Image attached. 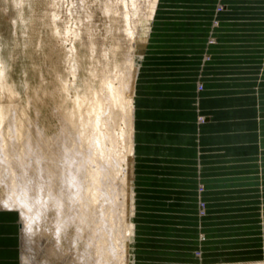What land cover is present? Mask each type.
Instances as JSON below:
<instances>
[{"label":"crops","instance_id":"obj_1","mask_svg":"<svg viewBox=\"0 0 264 264\" xmlns=\"http://www.w3.org/2000/svg\"><path fill=\"white\" fill-rule=\"evenodd\" d=\"M170 1L174 8L178 5L184 8L186 23L172 24L179 31L201 27L203 23L195 18L204 19L205 14L197 16L195 9L210 8L214 0ZM221 2L229 4L234 16L241 13L254 18L255 13H264V5L259 2L251 5L248 0ZM185 37L176 41L177 37L173 40L163 36L159 40L163 51L149 55L139 75V100L143 108L150 109V119L146 120L152 123L140 133V151L136 157V227L140 224L139 234L141 237L144 234L146 245L139 262H195L197 247L201 253L199 260L207 259V255L211 256L207 260H223L227 257L222 253L226 252L233 254L231 258L264 257L261 218L264 216V118L256 122L247 116L245 123H238L223 115L225 108L234 106L235 97H239L236 94H252L259 79L264 78L261 69L264 52L260 54L258 48L264 45V40L249 38V42L240 45L230 36L220 38L207 48V55L211 54L212 58L203 66L206 50L203 39L201 42L198 37L199 41L195 42L192 34ZM173 46L189 51L184 49L183 53L175 54L168 48ZM199 79L205 86L199 95L200 108L207 110L210 117L198 127ZM261 97L260 111L264 114V92ZM164 112L180 116L170 120L163 117ZM160 119L165 123L153 127V121ZM200 182L201 190L197 189ZM200 200L205 202L206 209L201 218ZM18 236L17 216L0 211V264H19ZM252 243L254 246L249 247ZM176 247L181 249L174 250ZM235 251L239 252L238 256Z\"/></svg>","mask_w":264,"mask_h":264},{"label":"bare ground","instance_id":"obj_2","mask_svg":"<svg viewBox=\"0 0 264 264\" xmlns=\"http://www.w3.org/2000/svg\"><path fill=\"white\" fill-rule=\"evenodd\" d=\"M61 2L64 1L54 0L51 3L54 8H49L57 29L60 11L55 6ZM92 3L113 18L117 31L109 47L102 49H97L93 40L88 43L79 40L87 44L91 66L84 84L74 86L73 96L69 94L72 89L69 79L58 76L57 92L62 101L57 102L55 109L61 115V124L54 132L40 119V110L34 103L40 99L37 91L35 99L28 95L25 102L15 101L18 90L0 57V209H19L27 233H35L36 223L39 229L52 232L60 253L66 254L72 248L73 264H134L136 97L144 54L141 42L151 29L150 25L146 30L150 23L146 15L150 10L153 21L156 19L160 0H94ZM80 4L84 0L72 2L74 7ZM85 10L93 9L87 6ZM90 19L80 16L68 34L75 41L84 38L83 32H89ZM126 43L128 48L123 51ZM75 47L67 53L72 82L79 67ZM49 213L54 215L53 219L45 222L44 216L47 219ZM200 255L199 252V259ZM31 258L20 249V264H32ZM42 264L50 262L45 260Z\"/></svg>","mask_w":264,"mask_h":264},{"label":"rangeland","instance_id":"obj_3","mask_svg":"<svg viewBox=\"0 0 264 264\" xmlns=\"http://www.w3.org/2000/svg\"><path fill=\"white\" fill-rule=\"evenodd\" d=\"M52 1L54 0H0V57L3 61V65L6 67L9 79L14 84L15 88L18 90V96L15 98V101H26L28 95L32 96L35 99L34 93L40 94V99H35L34 103L40 110V119L44 122L49 131L54 132L55 129L60 127L61 115L56 112L57 102L62 101V97H60V92L58 91L59 87V75L66 76L69 79V84L72 89L70 90V96H73V88L74 86H82L84 84V80L88 75V70L90 65V59L87 57L88 49L87 44H82L79 40L85 39L87 43L89 40H93L95 47L97 49H102L105 47H109L110 42L112 40V36L116 33L117 25L115 24L113 18L111 16L106 15L101 11V6L94 5L92 1L94 0H84V4H80L77 7L72 5V2L81 1V0H62L64 2L59 3L55 6L58 8L60 12L57 14L56 26L59 28H54V22L52 21V12L49 11V8H54L52 6ZM58 1V0H56ZM68 1V2H67ZM83 1V0H82ZM249 4H253V2H259L261 5H264V0H248ZM169 2L170 4L166 3ZM88 3V4H87ZM92 8V11H86L85 8ZM229 4H223L221 0H214L209 7H198L195 9V14L197 16L205 14V18L196 17V21L200 24L203 23L201 27H193V28H173L172 24L176 23L179 26H183L185 21V15L183 14L184 9L180 7L182 5H178L174 8L173 4L170 0H160V4L157 10L156 19L153 21L152 12L148 11L146 15V21L150 22L146 25V30L149 29L151 25V29L147 35L146 40L143 39L141 42V46L144 47V54L141 59V64L139 68V75L141 73V67L146 63L149 55L155 53H161L163 44L159 41L163 36L171 37L175 40L174 37H177L176 41L181 40L179 37L186 38L185 35L192 34L195 38V42L199 41V38L205 44V55L203 56L202 62L203 66L210 62V56L207 55L209 52V45H214L219 42L220 38L224 37H232L234 41L243 45L245 41L249 42V38L258 37L263 38L264 40V13L257 12L253 15L254 18H248L241 13H237L232 15L230 11ZM241 4H237L236 6H240ZM246 5V4H245ZM248 5V4H247ZM234 6V5H233ZM258 5H256L257 7ZM70 8H80L82 10L78 11H69ZM96 8V9H95ZM81 12V13H80ZM79 13V16H78ZM92 13V14H91ZM167 14V15H166ZM76 15V16H75ZM88 16L90 19V23L88 24L89 32H83V37H79L76 41L69 34L72 32V28L74 26V22L81 16ZM166 15L168 19L162 16ZM170 15V16H169ZM182 16V17H180ZM111 20V21H110ZM58 22V23H57ZM69 27H68V26ZM111 25V26H110ZM115 25V26H114ZM72 26V27H71ZM67 27V28H66ZM112 30H111V29ZM109 31H108V30ZM111 30V31H110ZM115 30V31H114ZM62 31V32H61ZM108 31V32H107ZM60 32L62 34L60 36H56L55 33ZM93 32V33H92ZM69 33V34H68ZM91 33V34H90ZM108 33V34H107ZM69 37H68V36ZM93 36L91 38V36ZM107 37V38H106ZM157 37V38H156ZM199 37V38H198ZM191 38V37H187ZM104 39V40H103ZM184 40V39H183ZM85 41V42H86ZM256 41H260L257 40ZM174 43V41L171 40ZM242 43V44H241ZM104 44V45H103ZM209 44V45H208ZM125 45V44H124ZM72 46H76L74 51L77 52V60L79 61L77 65L78 74L75 78L74 82L73 77L69 75L70 69V61L67 62L68 54L70 48ZM100 48H99V47ZM105 46V47H104ZM126 48L122 47L123 51L127 50L128 43H126ZM146 47V48H145ZM153 47H155V51H152ZM175 54L183 53L184 49L181 47H174L173 49L168 47ZM259 53L262 54L264 52V45L260 44L258 46ZM189 51L188 49H185ZM122 51V52H123ZM124 53V52H123ZM258 53V55H260ZM184 55V54H183ZM241 55V54H239ZM243 55V54H242ZM80 59V60H79ZM69 68V69H68ZM262 73L264 72V66L261 62ZM262 77V76H261ZM263 77L260 78V83L255 86L254 92L248 95L246 92L236 94L239 97H235L233 102L234 106L230 108H225L224 117L225 119L234 120L238 123L246 122L250 118H254L257 122L259 118H264V114H261L260 106L262 103L261 93L264 92V82ZM139 84V83H138ZM262 84V85H261ZM80 86V87H81ZM137 97H136V120L137 124L135 126V137H136V157H138V153L140 151V133L142 130H145L150 127L151 122H147L146 118L150 119V109H145L141 105L140 93H139V85L137 86ZM205 89V86L202 84L201 79L197 81L196 84V93H197V106H196V115L197 121L196 125L199 127L202 123L209 120V113L207 110H203L200 108L199 95L202 90ZM198 91L200 94H198ZM259 92V94H258ZM57 94V95H56ZM55 97V98H54ZM6 99H3L5 101ZM259 100V101H257ZM56 108V109H55ZM164 112L163 117L165 116L172 120L176 119L180 114L174 112H168L165 115ZM31 114L35 116L34 109L31 108ZM160 116V118H163ZM52 122V123H51ZM153 127H157L162 125L164 122L163 119L159 121H153ZM52 124V125H51ZM200 124V125H199ZM57 131V130H56ZM262 144V142H261ZM137 172V170H136ZM137 174H136V182H137ZM138 185V184H137ZM197 189L202 188L201 182L198 183ZM261 189V187H260ZM261 205V204H260ZM136 207V206H135ZM198 216L203 217L205 214V202L200 200L198 202ZM262 208V207H260ZM0 211L13 213L14 216H17L19 223V249L32 257V264H42L43 261L47 260L50 264H73L71 263V251L65 252L61 251L55 246V237L52 232H48L43 228L39 229L38 223L35 224V233H27L24 230L22 220L20 217L19 209H0ZM136 211V208H135ZM166 212V211H165ZM202 215V216H201ZM54 216V215H53ZM53 216L51 213L44 216L45 222L46 220H52ZM262 218V217H261ZM262 220V219H261ZM264 220V216H263ZM262 220V221H263ZM45 222H43L42 226H45ZM139 224V221L137 222ZM41 226V227H42ZM138 229V230H137ZM141 227L139 224V228L136 227L135 238L136 244L135 249L137 250V255L135 257L134 264H141L139 262L140 255L145 253V238L141 237L139 233H141ZM262 235H264V229L262 231ZM202 237V236H201ZM151 238H148V240ZM153 240H158L157 238H152ZM66 240V238H65ZM64 240V243H65ZM63 243V244H64ZM245 243V242H241ZM200 244V243H199ZM247 244V242H246ZM67 246V243H65ZM227 249H232V246L223 245ZM249 247H253L254 244H248ZM259 246V245H258ZM53 247L55 249H53ZM140 247L143 248L140 250ZM153 247V246H152ZM163 246H160V249ZM57 248V249H56ZM82 248V244L79 243L78 249ZM159 248V247H158ZM181 249V247H178ZM176 249L174 250H178ZM53 249V251H52ZM217 249V248H216ZM51 250V251H50ZM200 248L197 247L194 251L195 256L199 254ZM50 251V252H49ZM55 251V252H54ZM161 251V250H159ZM49 252V253H48ZM59 252V254H58ZM206 252V251H205ZM54 253V255H53ZM264 253V252H263ZM58 254V256H57ZM139 254V255H138ZM226 255L225 259H218L216 261H211L207 259H211V256H206L207 259L198 261H191L190 263H178V264H229L230 262L234 264H263L264 257H256V258H240L239 252L235 251V255L238 257L231 258L230 255L232 253H222ZM228 255V256H227ZM242 257V256H241ZM143 260V259H142ZM243 261V262H242ZM20 264V256L18 260ZM226 262V263H225ZM165 264V262H154V264ZM230 263V264H231Z\"/></svg>","mask_w":264,"mask_h":264}]
</instances>
